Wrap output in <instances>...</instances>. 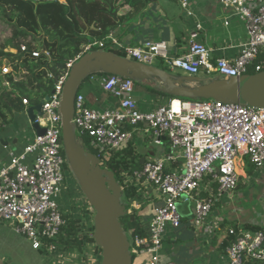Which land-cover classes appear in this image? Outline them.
Segmentation results:
<instances>
[{"label":"built area","instance_id":"2783aa9c","mask_svg":"<svg viewBox=\"0 0 264 264\" xmlns=\"http://www.w3.org/2000/svg\"><path fill=\"white\" fill-rule=\"evenodd\" d=\"M169 1L179 6L183 16L192 17L193 0ZM218 1L245 26L246 37L233 59H213L206 45L197 40L189 43L183 55L173 57L163 41L127 46L109 34L105 41L85 45L67 62L65 74L55 81L49 100L42 106V116L35 120L45 133L37 136L30 125L33 136L23 133L21 150L9 151L0 166V223L12 224L14 232L24 236L31 248L46 258L68 250L79 252L72 236L64 230L66 218L80 219L83 249L92 244L87 237H92L94 231L95 212L87 201L86 208L73 202L66 188L64 170L69 164L59 111L66 79L83 55L92 51L121 52L130 61L151 67L160 64L166 72L164 67L203 80L239 79L250 71H264V0ZM20 49L25 51L26 47L22 45ZM39 54L33 51L32 56ZM9 71L6 64L1 75ZM98 88L116 99L117 107H90L78 91L71 119L76 140L85 151H92L89 152L101 168L108 170L106 162L134 143L136 132L149 137V152L153 155L149 157L148 152L135 149L137 156L146 159L141 169L120 173L125 186L133 185L136 191L127 212H135L141 219L142 233L129 231V253L132 264H176L175 256L166 255V233L179 229L186 219L195 236L206 235L212 243L221 230V219L210 220L211 214L222 196L237 191L241 182L238 161L246 158L255 169L264 166V108L171 97L166 103L142 111L133 99L132 79L105 76ZM22 104L26 113L29 103L23 98ZM163 148V154L157 156L156 151ZM185 203H189L191 212L188 218L178 210V205ZM228 234L235 240L221 254L211 255H220L224 264H264L261 228L252 231L232 227Z\"/></svg>","mask_w":264,"mask_h":264},{"label":"crops","instance_id":"0c3cea01","mask_svg":"<svg viewBox=\"0 0 264 264\" xmlns=\"http://www.w3.org/2000/svg\"><path fill=\"white\" fill-rule=\"evenodd\" d=\"M118 10L127 14L119 29L111 33L115 38L121 32L127 33L126 38L119 37L120 43L127 46H141L147 41H163L167 45L169 55L173 57L183 55L189 43L197 40L206 45L213 59L221 57L233 59L238 55L240 45L246 37L244 23L233 16L229 10L223 9L218 0H193L192 17L183 16L179 6L169 0L152 1L135 10L125 5ZM118 10L117 15L121 16L123 13ZM196 25H199L200 29H196ZM155 67L163 70L158 64ZM102 77L91 76L82 83L86 104L99 109L116 108L117 100L103 94L98 88V82ZM142 83L150 90L147 89L148 91L145 92L135 90L133 99L137 101L140 110L148 111L166 103L171 98L152 90V87H155L152 82ZM187 85L195 87L197 84ZM22 133L28 137L33 136L24 110L15 113L12 123L6 125L4 131L0 133V166L6 162L9 151L21 150L25 140L21 137ZM246 161L249 163L248 160ZM246 161H238L237 167L241 181L239 189L234 194H225L215 204L210 220L221 219V230L212 243L206 235L195 236L186 219L183 220L179 229L166 233V255L175 256L176 264H224V259L220 255H214L222 253L217 247L225 237L226 228H232L231 225L238 228L239 226L264 228V166L255 169L249 163L247 172ZM245 201L256 202L262 208L263 217L260 224L252 225V212L243 206ZM100 259L97 248L89 244L84 246L82 253L68 250L66 253L42 260L41 264H100ZM166 259L165 257L164 260ZM0 264L3 262L0 261Z\"/></svg>","mask_w":264,"mask_h":264},{"label":"trees","instance_id":"16d2710c","mask_svg":"<svg viewBox=\"0 0 264 264\" xmlns=\"http://www.w3.org/2000/svg\"><path fill=\"white\" fill-rule=\"evenodd\" d=\"M152 1L158 0H0V23L11 30V37L0 46V67L4 62L10 68L9 73L3 75V85L8 84L10 90L0 94V133L12 123L15 113L24 110L23 98L29 106L37 104L50 94L55 81L65 74L67 62L80 54L85 45L105 41L109 34L119 29L127 14L122 11L121 16L114 18L109 12L111 5L114 11L125 5L135 10ZM120 34L116 35L117 40H120ZM22 45L26 47L25 51H21ZM33 51L40 53L38 57L32 56ZM114 53L124 57L121 52ZM97 75L107 76L94 73L88 79ZM152 90L158 92L156 87H152ZM136 144L132 142L126 150L106 162V168L114 173L122 189L121 203L126 210L136 191L133 185L125 186L120 173L139 170L145 162L143 157L136 155ZM66 221L64 230L72 236L73 244L82 253L84 237L78 229L80 219L70 217ZM120 225L125 234L130 229L134 234L142 233L141 219L135 212L121 218ZM244 228L259 230L252 226ZM228 229L217 247L222 252L235 240L229 236ZM261 229L264 232V228ZM87 241L94 244L101 254L92 237H87Z\"/></svg>","mask_w":264,"mask_h":264},{"label":"water","instance_id":"95a60500","mask_svg":"<svg viewBox=\"0 0 264 264\" xmlns=\"http://www.w3.org/2000/svg\"><path fill=\"white\" fill-rule=\"evenodd\" d=\"M109 12L116 18L117 11L113 10L112 5ZM94 73L129 78L135 83L150 81L159 93L170 97L188 100H215L232 104L240 103L238 88L248 79V75L228 80H203L197 77L176 76L156 67L130 61L106 51L87 53L72 66L63 87L59 108L65 156L80 191L95 212L92 237L101 252L100 264H132L129 241L120 225V219L128 214L126 206L120 201L122 189L114 173L101 168L98 159L92 153L85 151L77 142L71 124L74 100L79 87ZM252 78L264 96V71L255 74ZM0 82L4 83L1 74ZM189 83L197 85L191 87L187 85ZM48 100V96H45L26 110L29 124L37 136H42L45 133V129L40 128L35 120L36 117L42 116V106ZM249 103V100H246V103L242 105H250ZM258 105L261 107L264 102H259ZM188 206L189 203L178 205V210L183 218H188L191 213Z\"/></svg>","mask_w":264,"mask_h":264},{"label":"rangeland","instance_id":"374dc122","mask_svg":"<svg viewBox=\"0 0 264 264\" xmlns=\"http://www.w3.org/2000/svg\"><path fill=\"white\" fill-rule=\"evenodd\" d=\"M118 11L121 12L122 10H118ZM127 36H128L127 33L125 34L124 32L122 33L121 38H126ZM10 37H11V30L6 25L0 23V46ZM121 41L123 42V40ZM5 65L6 63L2 62L0 70H2V68ZM164 68L168 71V73L178 74V75L183 76L182 71H179V70L169 71L166 67ZM255 74L257 73L250 71L248 74V79L245 80L242 83L241 87L238 88L239 101H240V104L242 105L246 103V100L247 101L249 100L250 105L248 106L256 107V108H264V105H262L261 107L258 105L259 102H264V96H263L262 90L258 88L257 83L253 81L252 76H254ZM199 76L204 77L202 74H199ZM147 89L148 88L143 86L142 84L140 85V84L135 83L134 92L135 90L140 91V92H145V91H148ZM8 90H10V87L8 86V84L3 85V83L0 82V94ZM79 91L82 94L84 93V84L80 86ZM129 129L133 130V128H129ZM139 140H140V144H136L135 149H138L139 151H141V153L148 152V156L151 157L153 153L149 152V148L151 147L152 142L150 141L149 137L144 135L142 132H136L134 143H138ZM86 151L92 152L88 148H86ZM164 151H165L164 148L158 149L156 151V155L161 156ZM242 160L243 162H245L247 159L244 158ZM248 168H249V163L246 161L245 170L247 172L249 170ZM64 176H65L66 188L69 191V195H72L74 197L72 201L75 202L77 205L81 203L82 208H86L88 206L86 203V199L83 196L82 192L80 191L78 182L75 179L74 175L72 174V171L68 165H67V168H65L64 170ZM64 195H67V194H64ZM66 199L67 201H69V198H66ZM120 201L123 203L122 200ZM243 206L245 208H249V210H251L250 212H252L251 213V215L253 216L252 225L260 224L261 217H263L262 216L263 212L261 211L262 208L259 207L256 204V202H247V201H245ZM92 216L94 217V214ZM130 230H128L127 234H125L127 237H129ZM39 255L40 254L37 251H34L31 248L30 242L24 236L19 235L16 232H14L12 224L7 223V222L0 223V261L6 262V264H41L42 260L44 261L46 260V257H43L42 259V257Z\"/></svg>","mask_w":264,"mask_h":264}]
</instances>
